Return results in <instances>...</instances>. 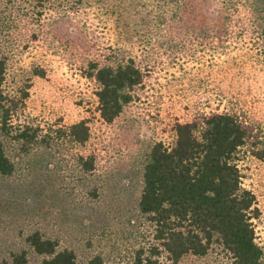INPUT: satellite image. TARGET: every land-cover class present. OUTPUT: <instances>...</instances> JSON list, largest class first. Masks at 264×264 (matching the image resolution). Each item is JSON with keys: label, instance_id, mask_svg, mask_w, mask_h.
Returning <instances> with one entry per match:
<instances>
[{"label": "rangeland", "instance_id": "1", "mask_svg": "<svg viewBox=\"0 0 264 264\" xmlns=\"http://www.w3.org/2000/svg\"><path fill=\"white\" fill-rule=\"evenodd\" d=\"M188 3L0 0V142L14 166L0 177V262L26 250L38 264L27 236L39 232L80 263L133 264L154 243L138 206L152 146L173 144L176 122L224 109L255 136L239 164L242 187L257 198L256 241L264 248V159L254 154L264 147V36L239 34L216 14H189ZM115 56L134 57L144 80L108 123L93 64ZM80 122L84 142L71 135ZM160 260L174 264L165 252ZM178 264L235 263L215 243Z\"/></svg>", "mask_w": 264, "mask_h": 264}, {"label": "trees", "instance_id": "2", "mask_svg": "<svg viewBox=\"0 0 264 264\" xmlns=\"http://www.w3.org/2000/svg\"><path fill=\"white\" fill-rule=\"evenodd\" d=\"M189 0V14L217 17L229 29L264 36V10L258 0ZM213 8V9H212ZM238 17L240 23H233ZM246 18V19H245ZM243 22V23H242ZM227 23L225 27L227 26ZM243 24V25H242ZM93 64L99 83L96 97L105 122H113L132 100L131 91L144 76L132 56ZM0 69V105L6 100ZM83 122L71 127L77 140L84 142L89 132ZM171 145L156 142L143 167V188L139 211L153 226V241L138 252L133 264H162L160 256L178 264L185 256H205L218 243L235 264H264V248L256 241L254 220L260 215L257 198L242 187L240 154L254 136L252 127L230 110L204 112L196 118L176 122ZM255 138V136H254ZM264 159V147L256 148ZM88 164V163H87ZM93 167V159L87 168ZM13 163L0 142V177L10 175ZM29 248L41 260L38 264L80 263L71 248L39 232L27 236ZM0 264H33L26 250L12 253Z\"/></svg>", "mask_w": 264, "mask_h": 264}]
</instances>
